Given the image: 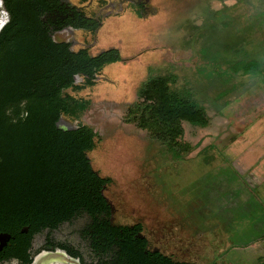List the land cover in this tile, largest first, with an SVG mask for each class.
Listing matches in <instances>:
<instances>
[{
	"label": "rangeland",
	"instance_id": "1",
	"mask_svg": "<svg viewBox=\"0 0 264 264\" xmlns=\"http://www.w3.org/2000/svg\"><path fill=\"white\" fill-rule=\"evenodd\" d=\"M107 1L85 8L100 16L97 31L65 29L55 39L121 54L94 86L67 91L90 104L77 121L62 120L97 133L89 155L112 178L104 194L113 223H141L149 248L174 260L264 264V184L235 167L264 140V0H150L140 15ZM247 60L257 62L253 74ZM167 74L209 117L206 127L182 123L181 142L192 146L183 155L129 119L143 84Z\"/></svg>",
	"mask_w": 264,
	"mask_h": 264
},
{
	"label": "trees",
	"instance_id": "2",
	"mask_svg": "<svg viewBox=\"0 0 264 264\" xmlns=\"http://www.w3.org/2000/svg\"><path fill=\"white\" fill-rule=\"evenodd\" d=\"M34 1L5 0L10 20L0 36V208L15 213L19 223L44 227L86 213L99 238L112 240L118 264H195L147 250V239L138 236L141 223L110 224L111 206L104 191L112 178L95 169L89 155L97 133L79 121L67 130L58 125L64 118L77 121L90 104L67 91L94 86L100 71L120 61L121 54L115 47L91 54L85 46L74 50L70 41L53 39L39 18L47 7ZM70 9L66 20L73 29L93 33L100 27V16L87 14L81 6ZM236 63L240 60L232 66ZM253 64L257 62L247 60L243 65L253 74ZM174 80L170 74L150 78L128 113L140 129L183 155L192 146L181 142L182 123L206 127L209 117L190 92L171 89ZM259 146L256 157L253 148L235 167L248 173L264 155V140Z\"/></svg>",
	"mask_w": 264,
	"mask_h": 264
},
{
	"label": "flooded vegetation",
	"instance_id": "3",
	"mask_svg": "<svg viewBox=\"0 0 264 264\" xmlns=\"http://www.w3.org/2000/svg\"><path fill=\"white\" fill-rule=\"evenodd\" d=\"M93 1L97 0H79L78 4L71 0H35L34 4L47 7L41 9L39 18L48 34L55 39L56 34L65 29L82 31L67 24L66 19L72 15L70 7L81 6L85 10ZM148 1L150 0H108L105 5H109L114 12L130 6L136 13L141 14L147 8ZM9 20L10 13L5 0H0V36ZM1 56L2 49L0 64ZM87 215L85 213L77 217L85 222H73L72 219L55 227H44L39 224L19 223L15 213L0 208V264H118L112 240L104 242L103 238H99ZM109 220L113 224V209ZM138 236L146 238L142 230ZM146 248L171 257L158 248L150 249L148 245Z\"/></svg>",
	"mask_w": 264,
	"mask_h": 264
},
{
	"label": "crops",
	"instance_id": "4",
	"mask_svg": "<svg viewBox=\"0 0 264 264\" xmlns=\"http://www.w3.org/2000/svg\"><path fill=\"white\" fill-rule=\"evenodd\" d=\"M250 177L252 176L253 179L257 184L263 185L264 184V158L262 161L258 162L251 170H250Z\"/></svg>",
	"mask_w": 264,
	"mask_h": 264
},
{
	"label": "water",
	"instance_id": "5",
	"mask_svg": "<svg viewBox=\"0 0 264 264\" xmlns=\"http://www.w3.org/2000/svg\"><path fill=\"white\" fill-rule=\"evenodd\" d=\"M60 123H59L60 125H58V126H59V128H62L63 130H67V129L74 128V127L70 126V124L62 122V120H60ZM110 206H111V210H112L113 209V206H112L111 203H110Z\"/></svg>",
	"mask_w": 264,
	"mask_h": 264
}]
</instances>
